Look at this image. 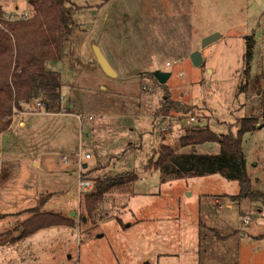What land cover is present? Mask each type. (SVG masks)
Segmentation results:
<instances>
[{
	"label": "rangeland",
	"instance_id": "obj_1",
	"mask_svg": "<svg viewBox=\"0 0 264 264\" xmlns=\"http://www.w3.org/2000/svg\"><path fill=\"white\" fill-rule=\"evenodd\" d=\"M0 4L11 18L30 17L35 7L31 0ZM69 5L72 33L60 58L47 66L61 75V113H71L69 107L73 114H47L38 104H25L24 111L15 108L12 128L0 136V213L8 214L0 218V234L13 231L17 239L0 242V264H264V200H235L239 182L219 173L161 182L150 162L163 144L186 154H216L218 143L182 147L180 138L194 125L237 133L242 118L259 116L264 0ZM251 34L256 47L247 81ZM94 44L103 47L117 76L104 72ZM196 50L204 59L200 66L191 59ZM157 69L171 72L166 83L153 76ZM163 97L190 109L157 115ZM242 145L253 186L264 191L262 117ZM85 151L92 157L83 158ZM97 165L93 176L130 169L134 177L129 187L106 192L89 214L79 178ZM43 196H51L44 211L73 217L77 225L50 226L20 239L27 210Z\"/></svg>",
	"mask_w": 264,
	"mask_h": 264
},
{
	"label": "trees",
	"instance_id": "obj_2",
	"mask_svg": "<svg viewBox=\"0 0 264 264\" xmlns=\"http://www.w3.org/2000/svg\"><path fill=\"white\" fill-rule=\"evenodd\" d=\"M31 2L35 7L32 15L27 18L7 17L0 4V134L11 128L16 109L24 111L25 104L35 107L38 104L40 109L47 113H58L65 108L60 72L48 69L47 63L60 58L64 42L72 33L70 0ZM255 47L254 34L247 35L244 55V74L247 81L250 78ZM260 101L259 116L242 118L237 126V133L232 131V127H229L227 132L218 133L209 126L194 125L186 129L180 138L182 147L218 143L220 151L216 154H186L176 151L169 144H163L158 159L154 160L153 156L150 158L153 167L161 172V182L186 176L219 173L239 182L240 190L233 196L235 200H264V191L254 188L247 172L242 145L244 134L255 130L261 117L264 119V84ZM66 109L72 112L69 107ZM189 109L178 100L163 97L157 115L166 116L173 110L187 112ZM126 152L123 151L118 158ZM98 168V165L88 167L83 175V178L96 182L94 191L85 193V205L89 214H92V210L106 192L120 186L129 187L134 177L130 169L115 176L91 175V172ZM50 195L53 196L54 193ZM51 196H43L38 207L27 210L30 216L21 225L20 239L50 226L77 225L78 222L73 217L42 209ZM7 215L0 213V218ZM81 219L79 218V221H84L83 216ZM12 232L0 234V242H16Z\"/></svg>",
	"mask_w": 264,
	"mask_h": 264
},
{
	"label": "water",
	"instance_id": "obj_3",
	"mask_svg": "<svg viewBox=\"0 0 264 264\" xmlns=\"http://www.w3.org/2000/svg\"><path fill=\"white\" fill-rule=\"evenodd\" d=\"M214 38H215V35L208 36L205 39L204 44L206 45L207 43L212 41ZM93 52L95 54L97 61L101 65L102 69L104 70V72L108 76H111V77L117 76V71L114 69V67L112 66V64L109 61V59L107 58V56L102 51L99 44L93 45ZM191 59L196 66L202 65L203 61H204L202 53L199 50H196L192 53ZM153 75L158 79V81L160 83H166L171 76V72L157 69V70L153 71ZM85 166H87V165H85ZM75 215L76 214H74V216ZM85 220H86V218H85Z\"/></svg>",
	"mask_w": 264,
	"mask_h": 264
},
{
	"label": "built area",
	"instance_id": "obj_4",
	"mask_svg": "<svg viewBox=\"0 0 264 264\" xmlns=\"http://www.w3.org/2000/svg\"><path fill=\"white\" fill-rule=\"evenodd\" d=\"M166 116H168V115H166ZM166 116H163V117H166ZM168 117H170V116H168ZM189 118L192 121L196 120V118L194 116H190ZM91 119H93V117H91ZM157 119H160V118H157ZM82 157L85 158V159H89V158L92 157V155H91V153L85 151L83 153ZM81 163H83L82 162V158H81ZM95 187H96V183L93 180L87 179V178H83L82 173L80 174L79 188H80L81 191H83V193L84 192L85 193H90V192L94 191ZM245 222H248V219H245Z\"/></svg>",
	"mask_w": 264,
	"mask_h": 264
},
{
	"label": "crops",
	"instance_id": "obj_5",
	"mask_svg": "<svg viewBox=\"0 0 264 264\" xmlns=\"http://www.w3.org/2000/svg\"><path fill=\"white\" fill-rule=\"evenodd\" d=\"M100 47H101V49H102V51L104 52V54L107 56V54H106V52L104 51V49H103V47L100 45ZM107 58H108V56H107ZM39 113H42V112H39ZM47 114H52V113H47ZM55 114V113H54ZM57 114H63V115H69V114H73L72 112L71 113H57ZM20 125H24L25 123H24V121H20V123H19ZM14 126V125H13ZM12 128V127H11ZM10 128V129H11ZM8 131V130H7ZM6 132V131H5ZM4 133V132H3ZM2 133V134H3ZM2 134H0V136L2 135ZM85 165H87V164H85ZM85 165H84V167H85ZM88 166V165H87ZM86 168V167H85ZM74 174H76V169H75V171H72ZM133 194V193H132ZM134 195V194H133Z\"/></svg>",
	"mask_w": 264,
	"mask_h": 264
}]
</instances>
